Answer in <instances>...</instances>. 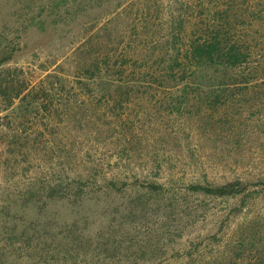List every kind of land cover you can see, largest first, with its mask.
<instances>
[{
    "label": "rangeland",
    "instance_id": "374dc122",
    "mask_svg": "<svg viewBox=\"0 0 264 264\" xmlns=\"http://www.w3.org/2000/svg\"><path fill=\"white\" fill-rule=\"evenodd\" d=\"M213 17L254 54L252 85L217 108L176 111L157 86L111 92L108 104L76 89L93 59L129 80L139 66L145 76L162 69L155 56L166 38ZM18 88L31 98L5 109ZM236 179H264V0H0V264L233 257L214 244L196 253L225 204L183 188ZM145 182L164 190L147 192ZM225 234L249 238L244 257L259 261L258 249L264 263V202Z\"/></svg>",
    "mask_w": 264,
    "mask_h": 264
},
{
    "label": "trees",
    "instance_id": "16d2710c",
    "mask_svg": "<svg viewBox=\"0 0 264 264\" xmlns=\"http://www.w3.org/2000/svg\"><path fill=\"white\" fill-rule=\"evenodd\" d=\"M215 19L216 17H213L198 24L199 26L194 24L195 28H192L189 33L183 25L185 34L181 38L177 39L173 34L169 35L163 42L164 52L160 55L158 52L155 56V61L157 60L155 64L164 65L162 69L153 70V73L150 72L148 76H145L144 68L139 66L133 72L132 80H129L124 72L115 70L108 61L93 59L89 64L84 65L80 74L76 76V89L85 90L89 98L94 95L98 101L104 100L105 104H108L111 92L128 96L134 89L139 91L146 86L153 88L157 86L154 90L162 89L160 91L167 92V97L176 103V111L182 107L181 105L193 107L198 104L199 110L203 106L205 112L217 108L221 98H223L222 103H226L231 95H235V92L241 89L240 87L248 89L252 85V72L246 74V71L254 54L248 41L230 35L226 25L215 24ZM145 77H150L152 81L145 80ZM85 91L83 92L86 93ZM102 91L109 96L103 95ZM31 94L30 91L18 88L8 98L4 108L12 107L15 100L21 105L31 98ZM227 95L226 100L224 97ZM9 139L15 141L17 137L13 135ZM141 187L150 193L164 190L162 184L155 182H145L141 184ZM183 190L188 195L221 199L225 204L222 214L217 216L219 220L215 225L216 230L207 232L203 238L199 239L194 247L196 253L200 252V248L214 244L216 247L225 248L227 252L232 249L234 256L218 255L213 264H258L262 261V256L257 249L259 261L254 260L255 262L248 263L244 252L247 247L255 248V245H251L249 238L227 239L225 230L230 228L231 222L233 223L245 208L257 200L264 202V179L254 181L236 179L222 184L191 183L184 186ZM187 262L194 264L193 259Z\"/></svg>",
    "mask_w": 264,
    "mask_h": 264
}]
</instances>
